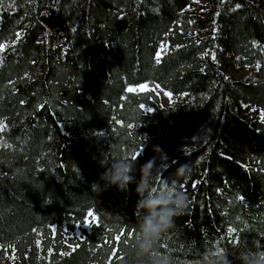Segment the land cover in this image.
Returning <instances> with one entry per match:
<instances>
[{
    "label": "trees",
    "instance_id": "16d2710c",
    "mask_svg": "<svg viewBox=\"0 0 264 264\" xmlns=\"http://www.w3.org/2000/svg\"><path fill=\"white\" fill-rule=\"evenodd\" d=\"M0 45V264H139L149 161L188 197L158 243L175 264L264 250V0H0ZM149 81L173 107L128 90Z\"/></svg>",
    "mask_w": 264,
    "mask_h": 264
},
{
    "label": "clouds",
    "instance_id": "9594fccd",
    "mask_svg": "<svg viewBox=\"0 0 264 264\" xmlns=\"http://www.w3.org/2000/svg\"><path fill=\"white\" fill-rule=\"evenodd\" d=\"M133 164L125 158H118L101 174V179L108 186L126 189L134 179ZM153 162L149 161L141 168L140 182L136 191L140 196L137 208L142 209L138 231L131 240V246L138 258L139 264H175L173 256L167 250H161L158 243L162 236L173 226L174 217L181 215L188 206V197L178 185L176 179L169 182L153 177ZM190 174V166L186 163L176 170L177 176ZM97 192L99 186L92 184ZM229 251L220 246L206 249L196 261V264H232ZM241 264H264V250H249L238 256Z\"/></svg>",
    "mask_w": 264,
    "mask_h": 264
},
{
    "label": "rangeland",
    "instance_id": "374dc122",
    "mask_svg": "<svg viewBox=\"0 0 264 264\" xmlns=\"http://www.w3.org/2000/svg\"><path fill=\"white\" fill-rule=\"evenodd\" d=\"M197 2H202V0H196ZM46 24H48L47 20L44 21ZM162 45L164 46L162 48ZM166 50V46L163 43H160L156 49V53L155 56H157V54L159 53L160 55L162 53H164V51ZM224 73L226 76L232 77V78H239L240 76H243L247 73L246 70H242V71H235V70H231V69H225ZM135 89L138 91L141 90H152L159 98V101L161 103V105L166 106V107H173L174 103L177 101L176 98H174L170 93H168L165 90H162L161 88L158 87V85H156L153 82H144L141 83L140 85L137 86H133V87H128L129 89ZM61 130L69 135V136H74L77 133H79L80 129L75 127L74 124L72 122H68V123H62L61 124ZM92 218L89 217L85 220L84 222V226L87 224L88 220ZM2 264H13L12 261L7 258L5 259Z\"/></svg>",
    "mask_w": 264,
    "mask_h": 264
},
{
    "label": "snow or ice",
    "instance_id": "6c2138e0",
    "mask_svg": "<svg viewBox=\"0 0 264 264\" xmlns=\"http://www.w3.org/2000/svg\"><path fill=\"white\" fill-rule=\"evenodd\" d=\"M17 35H19V34H17ZM3 47H4V45H0V49H2ZM163 47H164V46L162 45V48H163ZM159 61H160V54L158 53V54H157V63H159ZM129 91H135V89H131V88H130ZM141 107H143V106H141ZM0 127H3V125H0ZM134 158H135V157H134ZM87 215H88L89 217H92L93 220L96 219L94 213L91 212V211H89V212L87 213Z\"/></svg>",
    "mask_w": 264,
    "mask_h": 264
}]
</instances>
